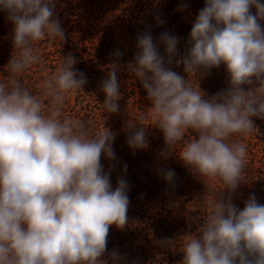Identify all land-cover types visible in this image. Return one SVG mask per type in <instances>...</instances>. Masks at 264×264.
Here are the masks:
<instances>
[{"label": "clouds", "instance_id": "obj_1", "mask_svg": "<svg viewBox=\"0 0 264 264\" xmlns=\"http://www.w3.org/2000/svg\"><path fill=\"white\" fill-rule=\"evenodd\" d=\"M56 6L57 0H0L18 51L7 63V80L0 82V264H123L117 249L108 252V236L113 226L123 230L128 224L129 183L122 174L113 188L115 164L106 172L101 162L116 160L117 134L105 127L90 136L83 122L61 119L66 94L83 89L86 74L74 67L72 53L63 56L41 84L47 108L41 95L17 79L41 61L34 42L67 38ZM188 6L180 0L177 10ZM152 15L157 27L166 23L159 10ZM262 21V0H204L183 52L181 38L168 30L155 38L151 24L137 30L128 64L141 79L163 136L159 156L169 159L170 149L183 142L177 156L182 165L201 182L219 178L226 185L227 195L212 206L198 234L186 239L179 264H264V204L255 193L242 209L233 203L246 147L232 140L256 128L253 118L264 119ZM124 55L119 47L109 53L111 69L99 83L104 108L113 114L120 111L117 68ZM173 65L201 76L224 65L227 87L208 96ZM188 130L195 139L185 140ZM146 131L132 126L128 147L147 149ZM159 175L174 186V170L161 168Z\"/></svg>", "mask_w": 264, "mask_h": 264}, {"label": "rangeland", "instance_id": "obj_2", "mask_svg": "<svg viewBox=\"0 0 264 264\" xmlns=\"http://www.w3.org/2000/svg\"><path fill=\"white\" fill-rule=\"evenodd\" d=\"M98 3L96 0H57L56 12L67 33V38L45 37L41 41L34 42L36 43L33 44L34 48L37 50L42 49L39 52L42 62L28 68L35 72L31 77L34 82L39 84L36 93H42V81L54 74L63 64V56L67 55V53H62V50L66 51L70 48L76 50L72 53L77 60L74 67L78 70H82L84 67H91L90 71L94 77L92 87L99 89V74L106 75L111 69L112 59H108L105 54L107 52L109 54L112 41L109 37L104 36V30L112 25V16L107 12L109 8L105 1H98ZM67 14L70 15L65 18ZM185 17L192 24L196 15L185 13ZM261 23L264 24V21ZM11 31L12 25L6 19V14L0 12L1 58L3 56H12ZM173 67L174 70L176 66L173 65ZM41 72L42 74H38ZM0 74L8 75L9 72L3 70L0 71ZM104 78L102 76V79ZM189 78H193V74H190ZM119 83L121 86V97L130 99L137 93V89H133L130 84L127 85L123 80L119 79ZM190 84L195 88L192 83ZM83 90L77 89L71 93ZM87 94L89 92L81 93V95L86 96ZM91 95L96 98L97 92ZM42 101L47 108L48 98H42ZM76 102L77 98L75 97L65 100L66 107H63L61 119L68 118L75 122L85 123L83 120L80 121L79 117H91L93 112L95 115L96 111L93 109H87L86 111L77 110ZM138 109L143 112L138 119L142 120V122L144 120V123L141 122L140 126L143 125L147 128L148 141H153L154 145H156L155 135L157 130L154 127V121L151 122L147 118V113L152 115L150 102L147 99H143V105H139ZM253 119L256 128L250 132L235 135L238 142L246 147L245 162L250 165L247 166L257 172L260 169H264L262 166L264 165V147L258 141V137L263 136L262 134L264 133V119ZM86 124L91 128H99L98 122L93 119H88ZM90 136H95V134L90 131ZM185 140H190L189 130L185 133ZM150 145L147 148L148 150L151 148ZM182 148L183 142L173 146L174 155L178 156ZM161 160L163 159L160 156L152 160L153 169L158 170L160 165H162ZM256 182L257 180H251V177L245 180L241 179V184L233 196L234 204L237 207L242 209L244 201L251 193H255ZM213 192L215 196H203L188 191L185 186L175 191L177 194L176 198L168 195L158 198H146L143 194L135 195L129 192L131 203L128 210V224L123 230H119L115 226L110 229L108 252L117 249L125 257L123 264H133V262H138V264H179L183 258V246L186 239L189 236L198 234V227L211 212L212 206L223 195H226L225 188L222 186H217ZM257 200L259 203L264 204V196L258 197ZM102 259H108L107 254ZM109 264H111V261H109Z\"/></svg>", "mask_w": 264, "mask_h": 264}, {"label": "trees", "instance_id": "obj_3", "mask_svg": "<svg viewBox=\"0 0 264 264\" xmlns=\"http://www.w3.org/2000/svg\"><path fill=\"white\" fill-rule=\"evenodd\" d=\"M96 1L97 3L98 1H105L109 8L107 12L112 16V25L106 27L104 30V36L109 37L112 41V44H110L109 53H111L117 47L125 51V55L120 60V64L117 68L118 77L127 85L130 84L133 89H137V93H135L130 99L128 97L125 99V97L123 98L120 96V111L115 114L110 113L104 108L103 93L100 92L99 89H95L92 87L94 81V77L92 76L90 71L92 68L84 67V69L80 70L83 71L88 78V82L83 88L84 90L81 92L76 91V93H71L72 91H70L66 94V99H70L72 97L77 98V110L86 111L87 109H93L96 111L95 115L93 112V116L91 117H79L80 121H85L84 124L87 126L89 131H92L95 134V136L103 131L105 127L110 128L117 134L116 139L113 142V149L116 155V160L113 162H109L107 159L102 158L101 161L106 172L109 171L110 163L115 164V167L111 170V182L113 188L116 186L118 177L123 174L124 178L129 183V192L135 195L143 194L146 198H158L165 195L176 198L177 194L175 193V191L181 189L182 186H185V188L187 187L188 191H192L193 193L203 196H215V193L213 191L215 188H217V186L224 187L226 191V185H224L219 178H206L203 182L196 179L190 173V171L185 168L177 159V156L173 153V149H170V152H172L171 157L167 160H161L162 165H160L158 170L153 169L152 160L155 157L159 156V152L163 148V136L157 129L155 122L154 127L157 130L155 135L156 145H154L153 141H148L149 144H151V148L149 150L145 149L133 151L128 147L126 143L127 137L131 134V127L141 125L140 123L142 122V120H139L138 117L143 112L141 110L139 111L138 106L143 105V99H146V92L142 87L140 77L136 75V73L128 64L130 61H132L133 53L135 52V37L137 30H142L146 24H151V32L154 38L158 36L160 32L168 30L172 34L181 38L178 47L181 52H183L187 45V38L192 26L190 21H188L185 17V13H192L193 15H197L198 11L204 7V0H187L189 6L184 11L177 10L180 0ZM262 2H264V0H262ZM158 10L160 11L162 18L166 21V23L161 27L156 26L152 15ZM1 14L3 15V13ZM69 15L70 14L65 15V18ZM12 51L13 53L11 57L18 55V51L16 49L12 48ZM41 51L42 49L38 50V52ZM75 51V49L70 48L66 51L62 50V53L68 54L69 52L73 53ZM161 51H163L162 46ZM107 53L105 55L108 57V59L111 58ZM11 57H0V71H8L7 63ZM41 62L42 60L40 61V63ZM174 70L185 76V78L188 79L189 83H192L195 88L200 87L201 90L207 93L208 96H211L212 94H215L222 89H226L227 87L228 77L224 65H221L219 68L212 69L210 71V74L208 75L201 76L200 74H194L193 78H189L190 74L187 75L183 72L182 66L176 67ZM34 74V71L26 69L17 77V79H19L23 83V85L27 87L33 94L41 95V98H46L42 95V93H36L39 84L38 82L33 81L31 76ZM38 74H42V72ZM8 76L9 74H0V82L6 81ZM102 76L104 78L106 75L99 74L98 82L102 80ZM93 90L97 92V95L95 96L96 98L91 95L92 93H95ZM87 92H89L87 96L81 95V93L84 94ZM126 100H128V102H126ZM63 107H66L65 103ZM147 114V118L152 122V115H150L149 113ZM88 119L97 121L99 124V128L89 127V125L86 124ZM142 123H144V120ZM146 135H148V131H146ZM262 135L263 136L258 137V141L264 147V133ZM196 136L197 134L193 130H189V139H195ZM232 140L234 142H238V140L236 139V135L232 137ZM124 164L127 165L126 172H123ZM247 165L250 166L247 162H245L241 179L245 180L251 177V180H257L255 195L257 198L260 196H264V169H260V171L255 172L253 169H249ZM262 166L264 168V165ZM161 168H171L172 170H174V186L169 185L164 180V178L159 175V169ZM225 194L227 195V193Z\"/></svg>", "mask_w": 264, "mask_h": 264}]
</instances>
